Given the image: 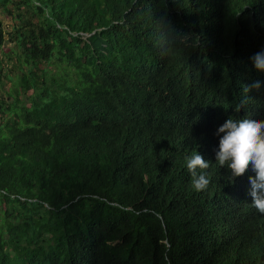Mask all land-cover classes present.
<instances>
[{"label": "trees", "instance_id": "trees-1", "mask_svg": "<svg viewBox=\"0 0 264 264\" xmlns=\"http://www.w3.org/2000/svg\"><path fill=\"white\" fill-rule=\"evenodd\" d=\"M225 8L0 0V264H264L249 180L157 171L213 88L224 115L241 81L264 103V0Z\"/></svg>", "mask_w": 264, "mask_h": 264}, {"label": "clouds", "instance_id": "clouds-1", "mask_svg": "<svg viewBox=\"0 0 264 264\" xmlns=\"http://www.w3.org/2000/svg\"><path fill=\"white\" fill-rule=\"evenodd\" d=\"M232 2L235 0H231ZM227 2L223 0L225 12ZM255 68L264 71V50L252 57ZM261 81L237 83L239 104L236 115L222 113L215 88L208 94L210 103L200 108V118L186 120L176 127L177 134L168 146L164 161L158 168L161 178L178 182L183 171L192 176L193 187L210 192L220 180L215 168L226 169L232 181L249 180L252 206L264 219V103L258 104L253 94ZM255 173V175H254ZM190 174V175H189ZM254 175V176H253Z\"/></svg>", "mask_w": 264, "mask_h": 264}, {"label": "rangeland", "instance_id": "rangeland-1", "mask_svg": "<svg viewBox=\"0 0 264 264\" xmlns=\"http://www.w3.org/2000/svg\"><path fill=\"white\" fill-rule=\"evenodd\" d=\"M2 20L5 24V28L8 30L9 29V26H10V21L5 17V16H2Z\"/></svg>", "mask_w": 264, "mask_h": 264}]
</instances>
